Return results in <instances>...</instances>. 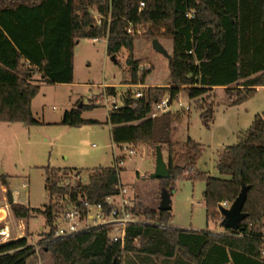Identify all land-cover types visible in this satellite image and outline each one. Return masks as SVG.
<instances>
[{"label": "trees", "instance_id": "trees-1", "mask_svg": "<svg viewBox=\"0 0 264 264\" xmlns=\"http://www.w3.org/2000/svg\"><path fill=\"white\" fill-rule=\"evenodd\" d=\"M142 2L145 7L140 10ZM94 11L104 17L101 26ZM130 22L144 26L151 38L164 29L163 35L172 39L170 76L168 86L149 88L140 99L127 96L123 107L110 111L113 142L162 151L166 146L171 178L160 180L161 190L172 197L178 179H202L208 221L217 210L221 213V203L233 204L245 192V218L239 229H225L223 234L179 229L169 226L170 211H147L143 215L158 218L160 224L129 227L124 246L111 242L105 228L54 239L53 197L82 196L90 204H104L121 186L116 167L95 169L87 185L79 182L75 188L60 187L63 170L47 168L50 202L43 209L13 204L11 213L19 219L45 217L47 231L41 233L39 245L50 253L53 264H124L130 258L157 264H264V116L256 115L250 128L239 132L238 142L222 152L218 178L203 172L186 175L197 165L202 145L189 138L186 152L177 153L173 133L181 111L151 117L157 103L167 97L176 100L182 91L196 100L224 87L232 104L241 105L264 87V0H0V123L38 125L32 102L40 87L33 76L40 73L44 82L71 84L74 50L81 39L107 40V54L114 61L127 50L130 84L144 85L150 72L139 76L141 61L133 58L135 38L127 33ZM109 92L114 95V88ZM88 108L82 105L66 112L63 124H96L82 119ZM201 111L203 125L210 128L214 108ZM1 181L8 187L5 176ZM34 255L25 237L0 245V264H28Z\"/></svg>", "mask_w": 264, "mask_h": 264}, {"label": "rangeland", "instance_id": "rangeland-1", "mask_svg": "<svg viewBox=\"0 0 264 264\" xmlns=\"http://www.w3.org/2000/svg\"><path fill=\"white\" fill-rule=\"evenodd\" d=\"M94 15L97 16V12L94 11ZM136 30L133 58L141 61L140 66H150V69H145L150 72L144 84L148 86L140 89L144 93L149 88L168 86L169 58L156 52L152 41L159 39L171 56L172 39L163 35L164 29L155 38L146 34L144 26L139 25ZM101 40L81 39L75 46L74 79L71 84L47 83L40 73L34 74L32 81L40 87L32 102L33 116L38 125L0 123V172L8 183V187L4 186L0 176V228H9L10 242L21 239L19 236L23 234L22 238H27L28 244L34 247L35 255L28 264H53L50 253L39 247L41 233L47 231L46 219L39 214H32L29 219L16 218L11 213L8 194L12 192L16 205L43 209L50 202L46 191L47 168L63 170L59 174L61 178L63 175L72 177L78 174L83 184L87 185L95 169L116 167L115 156L126 154L125 164L120 168L121 185L129 190V196L141 216L147 211H154L152 209H159L161 182L150 178L156 169V150L141 145L131 146L134 154L125 153L119 144L113 142L108 121L110 111L115 106L123 107L128 93L135 90L130 84L131 67L127 65L130 53L123 49L114 61L106 53L107 40ZM109 88H114V95L109 94ZM178 99L184 106L189 105L190 110H181L174 128L173 142L177 153L186 152L189 138L203 148L197 165L186 175L203 172L211 177H221L217 169L219 157L227 146L238 142L237 132L248 129L249 119L255 111L264 113V89L242 106L233 105L226 90L208 93L193 103L187 92L182 91ZM80 105L89 107L83 110L82 119L97 123L81 127L64 125L65 113ZM173 105L171 113L176 115L178 101ZM209 106L214 108V120L210 128H206L202 123L201 108ZM163 155L168 164L166 146ZM24 184L29 187L23 188ZM205 188L202 179L185 178L175 182L169 226L198 231L210 229L220 234L225 232L219 210L215 218L208 221ZM133 245L139 247L140 243L135 241Z\"/></svg>", "mask_w": 264, "mask_h": 264}, {"label": "built area", "instance_id": "built-area-1", "mask_svg": "<svg viewBox=\"0 0 264 264\" xmlns=\"http://www.w3.org/2000/svg\"><path fill=\"white\" fill-rule=\"evenodd\" d=\"M144 7L145 3H140V10H142ZM187 16L192 18L193 13H190ZM95 19L98 26L103 24L104 17L102 15L97 14ZM108 21L110 22L111 20L108 19ZM138 27L139 26L135 27L134 24L130 22L127 27L128 35L134 36L137 32L136 28ZM93 40L95 42L103 41L101 39ZM147 68L150 69V66H140L139 74L149 71L145 70ZM133 86L135 90L129 92L128 96H130L132 99L143 98L144 93L140 89L141 86ZM175 101H178L179 104L177 109L178 112L182 109L190 110V106H184L178 98L172 101L169 97H167L154 106L151 117L156 118L163 114L171 113L174 109L173 104ZM115 108L117 107L115 106ZM131 146L132 145L129 144H122L120 149L125 153L129 152L130 154H134L135 150H132ZM125 155L126 154H124V156H115L117 162L116 168L118 170H120V168L125 164ZM79 182L82 181L78 174L72 177H64L63 175L60 181V187L75 188ZM28 187L29 186L27 184L23 185V188L25 189ZM52 202L55 205L54 239L68 238L92 229L105 228L108 230V235L111 242L120 243L122 246H124L126 243L127 229L129 227L147 224H160L159 219H152L151 216H141L137 210L134 211V209L137 208L129 196V190L122 185L119 187L118 194L108 197L104 204H90L88 200L82 196H79L78 200H74L70 195L55 196L53 197ZM231 205L232 204L229 202H223L221 203L220 207L229 209ZM9 239V228H0V245L9 243ZM39 247L42 248V245H39Z\"/></svg>", "mask_w": 264, "mask_h": 264}, {"label": "water", "instance_id": "water-1", "mask_svg": "<svg viewBox=\"0 0 264 264\" xmlns=\"http://www.w3.org/2000/svg\"><path fill=\"white\" fill-rule=\"evenodd\" d=\"M153 49L164 55L165 57H170L167 50L161 44L159 39H154L152 41ZM82 105L79 106L81 108ZM3 172H0V176H3ZM153 180H166L171 178V173L169 171L168 164L164 160L163 151L161 148L156 150V169L155 172L150 176ZM245 200V192H243L240 198L234 202L230 209L220 208L221 213L223 214L222 227L228 230H238L240 227V222L245 218V215L242 213V206ZM8 203L10 206L15 204L14 195L10 191L8 194ZM172 209L171 205V195L167 190H162L161 200L159 205L160 212H169Z\"/></svg>", "mask_w": 264, "mask_h": 264}, {"label": "crops", "instance_id": "crops-1", "mask_svg": "<svg viewBox=\"0 0 264 264\" xmlns=\"http://www.w3.org/2000/svg\"><path fill=\"white\" fill-rule=\"evenodd\" d=\"M90 40V39H89ZM93 42H95L94 40H92ZM100 42V41H99ZM74 52H75V50H74ZM106 53H107V44H106ZM74 63H75V53H74ZM139 86H141V87H146V86H148V85H139ZM108 87H110V86H108ZM112 87V86H111ZM132 87H134L133 85H132ZM114 88H116V87H114ZM264 89V87H260V88H258L257 89V94L259 93V91H261V90H263ZM218 90H223V91H225V88L224 87H215V88H213L209 93H211V92H216V91H218ZM190 100V102H192L193 103V101L194 100H191V99H189ZM230 100H231V102H232V99L230 98ZM248 102L249 101H247V102H245V103H243V104H241V106L242 105H247L248 104ZM257 111H255V113H253V116L252 117H250V119H249V125H248V128H250V126L252 125V123H253V121H254V118H255V116L256 115H262V116H264V113H256ZM247 130V129H246ZM241 131H245V129L244 130H240V131H238L237 132V136H238V134H239V132H241ZM120 146L122 145V144H119ZM130 145V144H129ZM230 146V145H229ZM228 147V146H227ZM226 147V148H227ZM225 148V149H226ZM224 149V148H223ZM202 150H203V148H202ZM137 186H139V185H137ZM162 192V191H161ZM132 199V198H131ZM17 202V201H16ZM152 210H154V211H156V210H158V209H152ZM222 226V225H221ZM185 230H190V229H185ZM191 230H193V229H191ZM208 230H210V229H208ZM194 231H198V230H194ZM210 231H213V230H210ZM22 236H23V234L22 235H20L19 237L20 238H22ZM157 263H159V262H157V261H155V260H151V259H144V258H130L129 259V262L128 263H124V264H157Z\"/></svg>", "mask_w": 264, "mask_h": 264}]
</instances>
